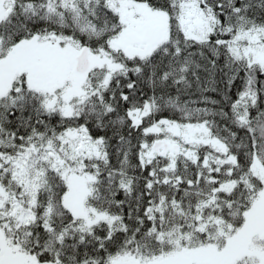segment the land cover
<instances>
[{
  "label": "snow or ice",
  "instance_id": "obj_1",
  "mask_svg": "<svg viewBox=\"0 0 264 264\" xmlns=\"http://www.w3.org/2000/svg\"><path fill=\"white\" fill-rule=\"evenodd\" d=\"M0 264H264V0H0Z\"/></svg>",
  "mask_w": 264,
  "mask_h": 264
}]
</instances>
